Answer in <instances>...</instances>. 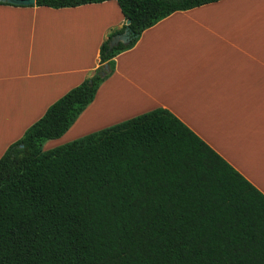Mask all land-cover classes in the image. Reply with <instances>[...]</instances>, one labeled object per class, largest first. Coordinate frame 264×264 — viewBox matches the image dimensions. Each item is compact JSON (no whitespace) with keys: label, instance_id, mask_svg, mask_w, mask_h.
I'll return each mask as SVG.
<instances>
[{"label":"trees","instance_id":"16d2710c","mask_svg":"<svg viewBox=\"0 0 264 264\" xmlns=\"http://www.w3.org/2000/svg\"><path fill=\"white\" fill-rule=\"evenodd\" d=\"M217 1L117 0L131 23L108 33L95 71L0 159V264H264V193L170 109L44 149L75 124L117 55L146 29ZM127 26L131 42L111 47Z\"/></svg>","mask_w":264,"mask_h":264},{"label":"crops","instance_id":"0c3cea01","mask_svg":"<svg viewBox=\"0 0 264 264\" xmlns=\"http://www.w3.org/2000/svg\"><path fill=\"white\" fill-rule=\"evenodd\" d=\"M124 25L117 0L65 8L0 4V159L95 71L108 33ZM115 59L79 121L87 114L98 120L103 107L110 113L125 97L135 98L133 111L105 127L168 108L264 193V0L176 11Z\"/></svg>","mask_w":264,"mask_h":264},{"label":"rangeland","instance_id":"374dc122","mask_svg":"<svg viewBox=\"0 0 264 264\" xmlns=\"http://www.w3.org/2000/svg\"><path fill=\"white\" fill-rule=\"evenodd\" d=\"M125 95V94H124ZM127 97L123 98L119 105H121L120 107L118 106V102L117 101H113L112 103H114V105L111 104V112L107 113L109 108L108 107H103V110L99 113V117L98 120H93L91 119V116L89 114H87V116H85L82 120H78L75 125L63 136H61L60 138L57 139H52V140H48L45 144H44V149L48 150L50 148H54L56 146L62 145V144H66L70 141H73L77 138H80L86 134H89L91 132H94L96 130H99L101 128H104L107 124V122H109L108 120H110V122L112 120H114V117H117L119 115H122L124 113H128L133 111L132 105L130 104L131 101H133L135 98L132 97L133 99H126ZM130 104V105H125V104ZM128 108V109H127ZM127 109V112H126ZM115 110H120L122 112L119 113H113V111ZM106 121V122H105Z\"/></svg>","mask_w":264,"mask_h":264},{"label":"water","instance_id":"95a60500","mask_svg":"<svg viewBox=\"0 0 264 264\" xmlns=\"http://www.w3.org/2000/svg\"><path fill=\"white\" fill-rule=\"evenodd\" d=\"M3 3L15 5V6H34L36 4V0H0ZM131 23V20H127V25ZM134 37L133 32L131 31L130 27L127 26L123 33L117 34L112 38L110 41V46L114 47L119 45L121 42L125 44H129ZM108 65H105V68H108ZM104 74V72H103ZM23 146V145H22Z\"/></svg>","mask_w":264,"mask_h":264}]
</instances>
